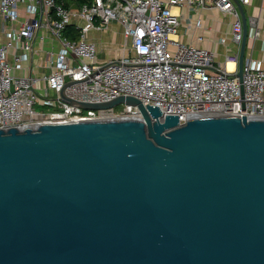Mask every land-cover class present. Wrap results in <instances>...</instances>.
<instances>
[{
    "label": "water",
    "instance_id": "1",
    "mask_svg": "<svg viewBox=\"0 0 264 264\" xmlns=\"http://www.w3.org/2000/svg\"><path fill=\"white\" fill-rule=\"evenodd\" d=\"M67 102L142 120L0 129V264H264V119Z\"/></svg>",
    "mask_w": 264,
    "mask_h": 264
},
{
    "label": "built area",
    "instance_id": "2",
    "mask_svg": "<svg viewBox=\"0 0 264 264\" xmlns=\"http://www.w3.org/2000/svg\"><path fill=\"white\" fill-rule=\"evenodd\" d=\"M249 1L238 0L241 6ZM173 9L186 10L187 23L203 10L228 15L236 52L225 63L234 68L216 66L211 51L183 43L181 16ZM113 24L120 28L123 55L100 60L92 35ZM255 29L250 19L248 38ZM241 40L233 0H0V129L142 120L135 106L92 111L67 102L101 104L119 97L157 107L160 121L177 116L179 126L193 117L264 119V70L249 59L240 92Z\"/></svg>",
    "mask_w": 264,
    "mask_h": 264
},
{
    "label": "crops",
    "instance_id": "3",
    "mask_svg": "<svg viewBox=\"0 0 264 264\" xmlns=\"http://www.w3.org/2000/svg\"><path fill=\"white\" fill-rule=\"evenodd\" d=\"M243 9L248 26L250 19L256 23L255 36L247 38L244 61L249 59L264 70V0H250L249 5L243 6ZM173 12L181 16L178 38L183 43L211 51L216 66L225 65L229 68L232 65L225 63L226 56L236 52V47L231 43V18L228 15L217 10H203L191 14L192 21L187 23L189 13L186 10L173 9ZM113 32H116L118 39L121 38L120 28L116 24L111 25L101 36L108 37ZM222 39L225 44L220 42Z\"/></svg>",
    "mask_w": 264,
    "mask_h": 264
},
{
    "label": "rangeland",
    "instance_id": "4",
    "mask_svg": "<svg viewBox=\"0 0 264 264\" xmlns=\"http://www.w3.org/2000/svg\"><path fill=\"white\" fill-rule=\"evenodd\" d=\"M92 39L95 41L98 47V58L100 60H106L108 58H118L123 55V50L120 45L123 43L121 38L118 39L116 32L110 33L108 37L101 35H92ZM43 109V108H38ZM115 111H121L122 106L117 105L114 107Z\"/></svg>",
    "mask_w": 264,
    "mask_h": 264
},
{
    "label": "bare ground",
    "instance_id": "5",
    "mask_svg": "<svg viewBox=\"0 0 264 264\" xmlns=\"http://www.w3.org/2000/svg\"><path fill=\"white\" fill-rule=\"evenodd\" d=\"M233 65H229V69H232Z\"/></svg>",
    "mask_w": 264,
    "mask_h": 264
},
{
    "label": "trees",
    "instance_id": "6",
    "mask_svg": "<svg viewBox=\"0 0 264 264\" xmlns=\"http://www.w3.org/2000/svg\"><path fill=\"white\" fill-rule=\"evenodd\" d=\"M80 2H84V0H79Z\"/></svg>",
    "mask_w": 264,
    "mask_h": 264
}]
</instances>
